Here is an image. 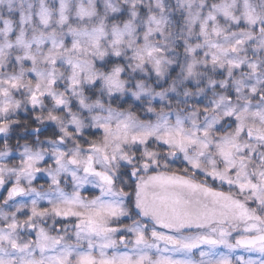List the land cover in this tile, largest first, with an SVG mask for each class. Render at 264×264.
<instances>
[{"label": "snow or ice", "instance_id": "6c2138e0", "mask_svg": "<svg viewBox=\"0 0 264 264\" xmlns=\"http://www.w3.org/2000/svg\"><path fill=\"white\" fill-rule=\"evenodd\" d=\"M0 264H264V0H0Z\"/></svg>", "mask_w": 264, "mask_h": 264}]
</instances>
